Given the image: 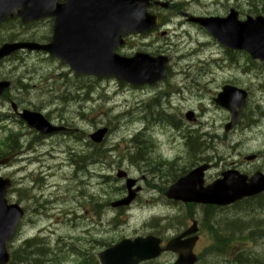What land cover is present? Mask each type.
Segmentation results:
<instances>
[{
  "label": "rangeland",
  "instance_id": "obj_1",
  "mask_svg": "<svg viewBox=\"0 0 264 264\" xmlns=\"http://www.w3.org/2000/svg\"><path fill=\"white\" fill-rule=\"evenodd\" d=\"M178 1L184 2L185 0ZM204 3L208 4L209 2ZM210 4L213 5L202 8V4H200L202 9L195 7L194 9L189 8V11L204 10L206 14L224 15L225 7L231 6L243 16H246L259 15L261 12L260 8L262 7V4L258 0H211ZM178 5V9L180 10V4ZM185 7L187 8L188 6L185 5ZM226 9L228 10L229 8ZM15 36L18 38L22 37V39L32 38L36 41H42L43 37L49 36V26L47 27V24H44L33 27L30 30H22L16 24L0 31V37L7 41ZM156 38H158V41ZM182 40L179 43H175L174 39L170 40L169 36L168 38H160L159 36H149V38L134 37L128 40L127 46L120 52V54L127 56L138 51L149 53L155 51L153 48L162 49L163 54L170 61V78L155 89H132L127 85H122L112 80L90 78H78L77 80L72 75H69V70L59 64V62L45 60L43 59L44 56L38 54L26 55L27 57L23 58V62L15 61L16 58H11L0 63V80H14L13 88L8 95L10 99H13L23 108L40 112L43 115L46 113L49 117H46V119L53 124H63L71 129L70 125L73 123L78 128V133H74L71 130L66 136L51 137V140L44 143L45 147L36 145L35 147H39L40 149L38 155H42L41 159L37 157L41 161L40 163L33 164L32 161L31 164L27 157L20 156V160L0 172L2 176H9L18 183L17 187L26 186L28 189H31L32 183L30 177H27V175H37L41 171L45 179L44 184L48 188L47 191L42 193V196L36 194L35 203L24 200L19 202L16 194L12 196L14 202L18 201L19 205L26 212L16 244L24 238L32 237L38 230L43 228L47 230L43 234V237H46L47 233L50 235L49 240H46L50 244V247L55 250L54 253L57 257L56 259H52L50 264H58L57 260L62 261L64 256V261L67 262H62V264H79L78 261L75 262L73 257H70L72 250L87 252L91 256L98 249L101 250L97 244L99 238L108 239L107 241H109L122 235L132 237L134 234H142L144 236L149 234L150 230L146 224L152 218L163 219L173 216L177 211L178 216L184 213L189 215L187 210L181 209L182 206L175 208L174 205H168L169 203L164 199L163 194L159 190V188L166 187L165 185L181 173L184 167L192 165L193 158L190 159V157L194 154H187V143L184 142V136H187L186 140H189L194 137V134L201 133L205 135L203 139L208 140L207 144H212L217 151L215 159L211 163V169L205 177V183L215 180L221 172L232 166L231 163H238L240 168L244 169L243 171L249 173L256 171L257 167L255 166L258 165L264 172V163L258 162L255 164V162L247 163L244 161L248 155L258 154V150L264 151V91H260L262 90L261 85L264 83V68L247 64L242 54L233 55L230 61L226 60L227 57L224 56L223 50L215 46L212 51L214 54L212 55L220 58L209 55L210 52L207 53L206 57L200 58L203 60L195 59V57L189 55L186 56L190 52V46L187 44L188 41L185 43V39L183 38ZM192 40L194 41V39ZM174 44H177L176 48L172 47ZM211 56L213 59H211ZM246 66L249 70H243ZM252 67L260 71H250ZM52 76H60V79H55ZM64 76L68 78L70 85H78L77 87L80 88L84 87V91H81L82 95L86 92L91 94L92 89L89 100L91 103L82 102L81 100L78 103H70L66 100L70 98L69 94H66L67 98L63 100L58 99L57 96L65 88L62 85L65 80L62 79ZM226 83H233L243 89L246 87L251 89L253 87L254 92L243 108L247 113L244 116L245 121H243L241 126L228 133L223 131V126L228 122L229 116L212 104V98L217 95L221 87ZM177 92L180 93L176 94ZM171 93L174 96H171ZM158 95H162L160 105L159 107L152 106L150 111L153 110L152 114H154L159 109V112L162 109L165 110V113L173 116L172 122L177 123V128H174L173 124H171L172 127L160 124L159 122L162 120L156 115L152 116L148 111L147 113L144 112V109H147L146 105L149 100ZM166 95L168 97H165ZM87 97L89 98V96ZM169 100L172 102H168ZM64 101L65 104H69L66 106L61 105ZM3 103L4 101L1 100L0 105H3ZM114 107L118 109L110 110ZM256 107H259L257 111H255ZM51 110L55 112H52V114L48 113ZM125 111L128 112L124 114ZM252 111H254L252 119L256 120L257 124L249 127L247 126L249 122L248 116L252 114ZM188 112L198 114V116H195L196 121L194 123L192 119L189 121L185 120L184 115ZM147 115H150V119L147 118ZM113 116H117L118 119L116 120ZM143 116L147 119L145 120ZM8 121L7 125L12 129H24L23 126L11 118ZM147 123L152 126L150 128H153L154 134L146 132V135L148 137L151 136L150 139L154 138L157 152L161 153V157L165 161L162 164L164 166H159L156 163L153 155L154 151H148L147 155L143 157L145 161L142 160L145 170H142L144 173H141L128 164L124 158L125 147H118V145H116L117 153L112 154L111 158H109L113 162V164H110V167H107V165L103 168H100L99 165L89 166L91 172H97L103 176L112 175L117 166H120L131 178L136 179L138 185L141 187V193L136 202L127 210V212L130 211L128 224L123 227L114 228L109 224V221L114 217L115 212L108 207L104 210L105 214L99 219V217L93 215L90 206V203L94 204L99 214L100 208L96 205V203H100L99 200L104 201L108 199L110 201V199L117 197V194L110 192L114 191L113 185L109 183L101 185L104 183V180L99 179V176L95 174L92 177L88 175L86 177H79L80 180H88L86 187L80 189L73 188V183H76L77 180L73 178L71 164L74 163L69 158V154H55V157L52 159L44 156V154H47V151H52L50 147L59 153H62L66 147L68 150L69 146H73L72 148L76 149L70 153L76 154V152H82L86 149V136L100 127L108 129L111 127L112 131H114L105 140L110 150L111 146L119 139L117 131H122L127 127V133L124 136L128 138L131 136L130 132L132 130L142 128ZM170 129L172 130L170 131ZM24 130L26 133L28 132L26 129ZM77 135L80 137L78 142L74 140V136ZM176 135H179V138H175ZM211 135L214 136L213 140L208 139ZM30 139L31 135H28L23 142H27ZM26 142L25 147L28 145ZM62 144L65 147H62ZM124 145L130 148L128 141ZM151 148H154V146L150 145ZM28 151L34 153L35 149L33 148L26 152ZM132 152L133 150H130V158L134 159ZM32 157V155L29 156V159ZM198 157L203 158L205 154L202 153ZM150 165L154 167L151 168ZM28 168H30V171L23 172ZM69 182L71 183L68 186L67 183ZM33 186L39 188L38 184H33ZM116 186L120 187L121 184L118 183ZM68 187L71 188V193L67 192ZM90 197L94 200H91ZM45 201L48 202L45 203ZM193 211V217L198 219V215L201 214L199 208ZM227 213L232 214L231 211ZM260 218L264 219V211L256 213L254 216L248 215L241 225L237 223V227L239 229L244 227H247L244 229L252 228L255 233L257 226L255 220ZM172 223L174 224V222L169 223L167 229L173 227ZM150 226L153 227L151 221ZM227 228L231 229V227ZM173 233L170 230L164 232L162 236L171 237ZM255 236L260 237V233L255 234ZM58 240H60L59 245L57 244ZM208 244L209 233L206 228H203L196 252L199 253ZM66 247H71V251L68 252ZM254 247L256 252H264L263 241L254 244ZM58 249L62 253H59ZM211 259L207 258V260ZM172 263L173 258L171 255H164L161 259L153 262V264ZM204 264L210 263L204 262Z\"/></svg>",
  "mask_w": 264,
  "mask_h": 264
},
{
  "label": "water",
  "instance_id": "obj_2",
  "mask_svg": "<svg viewBox=\"0 0 264 264\" xmlns=\"http://www.w3.org/2000/svg\"><path fill=\"white\" fill-rule=\"evenodd\" d=\"M58 1H64L65 4L57 5ZM147 6V1L141 0H0V22L11 13L10 16L20 18L22 24L45 17L54 19L53 39L49 45H3L0 48V60L22 49L43 50L63 61L79 75L112 77L133 86L152 85L165 76L164 58L137 54L128 59L115 54V50L123 44L121 36L147 32L148 29H144L143 25L153 22L145 14ZM200 25L225 48L244 51L252 60L264 63L263 18H247L244 22H238L235 15H230L224 20H203ZM7 87L8 83H0V95ZM244 98V92L224 87L215 100L231 114V121L225 130L231 129L237 122L239 113H235L234 109H241ZM20 118L42 135L58 131L50 127L40 115L25 112ZM105 133L106 130H100L91 136V140L99 143ZM205 170L206 167H201L180 179L168 190L166 196L182 202L225 206L264 190V180L259 176L246 183V178L235 172L224 174L221 181L202 189ZM133 184L134 182L129 181L127 188L130 189ZM197 186L199 189H196ZM8 187L9 182L0 179V264L8 261L5 242L12 236L22 216L16 205H7L4 200ZM133 196L134 193L129 192L126 199L113 206L128 205ZM188 234L187 232L182 237ZM193 242L194 240L186 241L184 250L187 259L182 264L193 261V257H190ZM158 244L152 238L123 240L100 252L98 259L100 264H138L158 256ZM174 248L169 244L165 250L173 251Z\"/></svg>",
  "mask_w": 264,
  "mask_h": 264
},
{
  "label": "trees",
  "instance_id": "obj_3",
  "mask_svg": "<svg viewBox=\"0 0 264 264\" xmlns=\"http://www.w3.org/2000/svg\"><path fill=\"white\" fill-rule=\"evenodd\" d=\"M259 3L262 4V7L260 8V13L261 14H264V0H258ZM159 97L157 99H151L149 100L148 104L146 105V108L147 109H150L152 106H159L158 105V102H159ZM162 114V113H161ZM165 117L167 118V120L169 119L168 116L166 115H163L162 114V117ZM139 136H137L134 140H133V143L135 144L134 148H138L137 146H139L138 144V138ZM136 141V142H135ZM137 144V146H136ZM143 145V143H142ZM21 145L19 143V137L18 135L15 136L13 134H10L8 135L1 143H0V158H4V157H9V156H12L14 153H16L19 149H20ZM146 147H144L145 149ZM144 149L142 148V153H140L141 155L144 154ZM100 156H103V153H99ZM90 156V155H89ZM89 156L87 155H84V156H80L79 159L82 163H85L83 160H85L86 158H88ZM97 157L99 159H101V157H99L97 155ZM132 159V158H130ZM145 159V158H144ZM133 162L134 164L137 166V163L139 162H142V158L140 159H133ZM76 166L78 167V164H76ZM178 176L175 177V179L177 178ZM174 179V180H175ZM106 180V183H110L108 179H105ZM20 191V192H19ZM18 191V193L20 194L21 192H24L25 189H20ZM98 201V200H97ZM99 201H102V200H99ZM99 208H102V206L98 203L97 204ZM209 209H207L208 211ZM214 209L213 208H210V212H212ZM242 210V209H241ZM101 214V213H100ZM214 218V215L213 213H209L208 214V219H209V222L212 223V220ZM234 219L231 221V219ZM231 219L227 220L225 219L224 220V223H231L233 228L235 229H230V228H227L229 227L228 224L222 226L220 228L221 232L225 235H217V233L214 235V246L211 248L213 251L216 252L217 250V253H223L224 251L228 250V242H229V236H228V231L229 232H232V231H245L246 229L244 228H247V227H244V228H241L239 229L236 225V223H239L240 225L244 222L243 219L241 218H238V216H232ZM171 222H174V221H171ZM157 223L155 222V224H153V227H157L156 225ZM173 224V223H172ZM230 226V227H232ZM240 233V232H239ZM252 235L253 233L249 232L247 235H246V239L248 240H251L252 239ZM41 241V240H40ZM34 242L35 240H32V241H26L22 244V246L17 250L15 251L13 254H12V260L10 262V264H50V262L52 261V259H49L47 260L48 258V254H49V251H46L44 247H40V249L37 247L35 248V250L33 251L34 249ZM38 244H41V243H38ZM110 245L109 242H106V241H99V246H101L102 248L103 247H108ZM243 255V254H242ZM247 255V254H245ZM241 255H233V264H264V261L261 260V261H258V260H249L247 259V257H244V256H241ZM84 264H97V262L95 261V259H93L92 257H89V258H85L84 259ZM229 264H232V262H230Z\"/></svg>",
  "mask_w": 264,
  "mask_h": 264
},
{
  "label": "bare ground",
  "instance_id": "obj_4",
  "mask_svg": "<svg viewBox=\"0 0 264 264\" xmlns=\"http://www.w3.org/2000/svg\"><path fill=\"white\" fill-rule=\"evenodd\" d=\"M179 3H177V4H174V3H166V7H167V11L168 12H170V13H175V12H178L179 11V5H178ZM172 7H174V9H170V8H172ZM53 78H60V76H52ZM63 79H65V78H63ZM64 87H65V92L63 93V97H61V98H58V99H60V100H63V99H65V98H67L66 97V94H69L70 95V98L69 99H66L68 102H70V103H78V101L79 100H81L82 102H87V103H91V101H89L90 100V98H91V94H92V89H91V94L90 93H88V92H86V93H84V95H82V93H81V91H84V87H82V88H80V87H77V86H72V85H70L69 84V80H67V79H65L64 80V83L62 84ZM181 89V88H180ZM35 91H37V89H35ZM181 92H183V90L181 89ZM73 93H75V94H73ZM81 94V95H80ZM87 96H89V98L87 97ZM65 100V101H66ZM65 101L63 102V103H65ZM62 103V104H63ZM145 110V109H144ZM148 112H149V114H151L152 115V111H150V109H146ZM148 116V115H147ZM143 117H145V116H143ZM150 117V115L147 117V118H149ZM113 118H116V120L118 119V117L117 116H113ZM152 118V117H151ZM150 119V118H149ZM148 119V120H149ZM137 136H139L138 138H137V140H138V144H139V146H137V144H136V146L138 147V148H134V145L133 144H130V150H133V152H132V155H133V158L134 159H137V158H142V160L143 161H145V159L143 158V157H145L146 155H147V153H148V151H151V152H153L154 151V148H151L150 149V145L152 146V144H149V143H147V142H144V141H142L141 139H140V135L139 134H137L136 135V137ZM136 142V141H135ZM142 143H143V145H142ZM144 147H146L145 149H144ZM142 148L144 149V154H140V153H142ZM69 154V158H71V160H72V162L74 163V166H75V169L73 170V178H74V180H77V182L76 183H73V188H82V187H86L87 185H88V180H86V181H84V180H80L79 179V177L81 178V177H86L87 175L89 176V177H92V176H94L95 174L96 175H98L99 176V179H102V176L99 174V173H97V172H91L89 169H88V167H87V163L85 162V163H81V164H79V162H78V158L81 156V154H84V151L83 152H76V154L75 153H68ZM104 158H106V159H109V158H111V155H108V156H105ZM76 164H78V167L76 166ZM182 173V172H181ZM181 173H179L178 175H181ZM71 182H69V183H67V185L68 184H70ZM109 184H112L113 185V189H114V191H116L118 188L113 184V183H109ZM104 185V184H103ZM69 186V185H68ZM40 188V190H42L43 191V193L45 192V191H47L48 190V188H47V186L45 185V184H41V186L39 187ZM67 192L68 193H71V188H67ZM86 193V192H85ZM87 194V193H86ZM174 221V220H173ZM151 222H152V224H155V220H151ZM171 222V221H170ZM157 223V222H156ZM158 224V223H157ZM156 224V225H157ZM166 224H168V223H166Z\"/></svg>",
  "mask_w": 264,
  "mask_h": 264
},
{
  "label": "flooded vegetation",
  "instance_id": "obj_5",
  "mask_svg": "<svg viewBox=\"0 0 264 264\" xmlns=\"http://www.w3.org/2000/svg\"><path fill=\"white\" fill-rule=\"evenodd\" d=\"M170 9H174V7L170 8Z\"/></svg>",
  "mask_w": 264,
  "mask_h": 264
}]
</instances>
